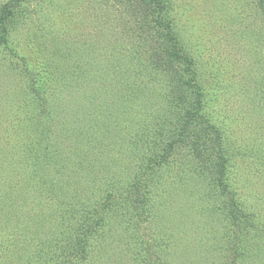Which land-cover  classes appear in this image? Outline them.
<instances>
[{"label":"rangeland","instance_id":"1","mask_svg":"<svg viewBox=\"0 0 264 264\" xmlns=\"http://www.w3.org/2000/svg\"><path fill=\"white\" fill-rule=\"evenodd\" d=\"M164 1L217 133L157 129L176 98L157 70V93L128 90L150 61L139 39L131 45L140 32L123 0H24L16 10L0 45V264H264L261 0ZM41 110L58 140L47 152L63 161L44 172ZM86 216L89 251L75 254Z\"/></svg>","mask_w":264,"mask_h":264},{"label":"trees","instance_id":"2","mask_svg":"<svg viewBox=\"0 0 264 264\" xmlns=\"http://www.w3.org/2000/svg\"><path fill=\"white\" fill-rule=\"evenodd\" d=\"M24 0H9L0 10V45L7 41L8 37V24L15 16L16 10L21 6ZM125 4V10L131 16H135V24L132 27L138 29L140 36L131 42V45L139 46L140 42L146 47L145 56L148 58L149 65L145 68L144 80L142 85L137 82H133L131 79L126 80L125 85L128 86V90L131 92L133 90H138V93H143L139 97H146V91H151V93H157L159 85L154 87L153 72L157 70L160 74L164 76L166 82H169V87L171 88L168 92L173 97L174 100H168L165 105H161L160 108L165 110L162 118L158 120L157 129L168 130L174 128L175 131H179L180 137L184 138L189 127L193 124H202L204 130H210L211 132H218V129L210 123L206 114V93L203 87L199 83V73L196 68L195 59L190 55L182 44L181 40L174 33L173 26L171 22L165 17V13L168 11L167 4L164 0H123ZM260 7L264 13V0L260 1ZM136 37V36H135ZM139 39V44L138 40ZM138 44V45H137ZM127 59L136 60L138 56L135 49L132 51H127ZM125 53L121 51L119 53H114V57L119 60H123ZM126 63L127 60H124ZM119 67H115L116 71L123 69L121 64ZM178 65H183V69L180 70ZM79 64L77 68H74L73 72L77 74L79 71ZM128 68V67H127ZM70 70L69 72H71ZM132 71V70H131ZM134 71V70H133ZM66 77V73L61 72L60 75ZM132 73L130 78L132 77ZM76 77V76H75ZM159 79V77H158ZM164 81V80H163ZM140 82V81H139ZM40 84H42L40 82ZM79 86V85H78ZM45 88H40V105L46 108L49 100L47 97L43 96ZM42 92V93H41ZM162 97H165L162 94ZM42 110L40 111V168L44 172L45 167L49 164L51 168H56L61 162V153L58 154L55 159L50 155L49 146L57 144L58 140L53 138V134L46 135V131L49 130L46 122L43 118ZM171 126L168 128V126ZM208 133V131L206 132ZM59 138V137H58ZM80 142V141H79ZM170 142L166 145L164 152L160 155V160L165 159L168 154H171L175 146ZM47 144L48 146H45ZM46 148V151H45ZM48 148V149H47ZM170 150V151H169ZM51 156V161H47L45 164L43 161ZM149 164L152 166L155 159L153 156L147 157ZM219 166V165H218ZM220 167V166H219ZM220 174H224L223 169H219ZM45 174V173H44ZM40 180V193L42 190L48 188ZM55 188L58 184H52ZM44 200V199H42ZM50 201H45L41 207V210H46V207H50ZM62 205V203H61ZM100 212V211H99ZM64 214V213H63ZM41 215V213H40ZM75 235L72 239V252L75 254L89 251V236L91 233V225L89 222V216H86L84 221L75 223Z\"/></svg>","mask_w":264,"mask_h":264}]
</instances>
